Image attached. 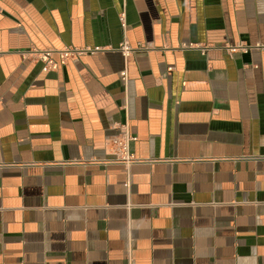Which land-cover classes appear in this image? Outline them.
I'll return each instance as SVG.
<instances>
[{"label":"crops","instance_id":"crops-1","mask_svg":"<svg viewBox=\"0 0 264 264\" xmlns=\"http://www.w3.org/2000/svg\"><path fill=\"white\" fill-rule=\"evenodd\" d=\"M0 264H264V0H0Z\"/></svg>","mask_w":264,"mask_h":264},{"label":"built area","instance_id":"built-area-1","mask_svg":"<svg viewBox=\"0 0 264 264\" xmlns=\"http://www.w3.org/2000/svg\"><path fill=\"white\" fill-rule=\"evenodd\" d=\"M120 51L124 55V57L130 56L134 49L129 45L128 42H124L119 47ZM87 50L76 49V48H64L61 50L57 49H45L41 51H37L39 55V59L43 62V71H48L49 66L54 64V57L59 55L63 60H69L78 55L84 54ZM122 77L126 79V72H122ZM134 140V137L130 134L129 130L124 127L121 135L116 140V154H115V162H119L122 164H130L132 162L138 161L135 156L130 151V144Z\"/></svg>","mask_w":264,"mask_h":264}]
</instances>
